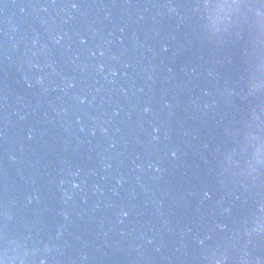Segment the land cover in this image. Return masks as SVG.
<instances>
[{
    "label": "clouds",
    "instance_id": "9594fccd",
    "mask_svg": "<svg viewBox=\"0 0 264 264\" xmlns=\"http://www.w3.org/2000/svg\"><path fill=\"white\" fill-rule=\"evenodd\" d=\"M0 264H4V261H0Z\"/></svg>",
    "mask_w": 264,
    "mask_h": 264
},
{
    "label": "snow or ice",
    "instance_id": "6c2138e0",
    "mask_svg": "<svg viewBox=\"0 0 264 264\" xmlns=\"http://www.w3.org/2000/svg\"><path fill=\"white\" fill-rule=\"evenodd\" d=\"M73 6H75V5H73Z\"/></svg>",
    "mask_w": 264,
    "mask_h": 264
}]
</instances>
